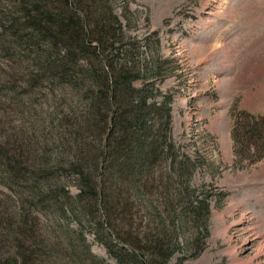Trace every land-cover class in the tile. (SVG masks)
I'll list each match as a JSON object with an SVG mask.
<instances>
[{
  "label": "rangeland",
  "instance_id": "rangeland-1",
  "mask_svg": "<svg viewBox=\"0 0 264 264\" xmlns=\"http://www.w3.org/2000/svg\"><path fill=\"white\" fill-rule=\"evenodd\" d=\"M110 5L125 37L144 43L140 48L142 67L146 65L153 72V65L162 62L157 75L147 82L157 101H166L171 110L172 154L185 157L190 166L178 169L184 173L181 177L169 171L168 159L161 161L154 185L155 200L160 203L155 206L160 212L178 207L170 203L169 192L175 198L184 192L193 203L197 198L208 201V237L204 239L200 232L203 252L187 258L184 264H264V157L253 163L237 160L232 138L235 115L245 112L264 117L257 112L263 106L249 100L264 94L258 76L264 70V0H110ZM4 10L0 5V15ZM125 10L130 16L125 17ZM20 60L0 53L1 149L16 151L18 146L36 167L52 166L58 159L70 160L68 153L60 154L49 143L58 139L60 132L54 134L53 115L68 107L76 109L86 97L66 86L32 87L33 75ZM134 87L141 89L143 80ZM48 113L49 120H44ZM1 159L0 152L4 166ZM6 172L0 169L3 253L9 251L17 264H78L77 258L80 264H116L86 228L80 233L75 218L55 215L50 208L30 214V230L39 246L36 256L23 259L18 247L29 249L33 239H17L7 232L10 222L14 229L22 226L24 211ZM62 182L73 197L77 193L75 181L69 177ZM169 185L173 189L167 193L165 186ZM133 202L135 224L149 226L147 209L154 204L150 207L144 201ZM186 202L180 208L184 209ZM197 227L198 223L189 226L190 234L196 237ZM76 231V241H84L92 261L86 262L74 245L72 232ZM178 258L170 264H176Z\"/></svg>",
  "mask_w": 264,
  "mask_h": 264
},
{
  "label": "trees",
  "instance_id": "trees-1",
  "mask_svg": "<svg viewBox=\"0 0 264 264\" xmlns=\"http://www.w3.org/2000/svg\"><path fill=\"white\" fill-rule=\"evenodd\" d=\"M0 5L5 9L0 15L2 56L10 59L12 54L25 61L33 75L32 87L66 86L86 97L76 109L53 115L54 134L60 132L49 143L60 154L68 153L70 160L36 167L18 146L16 151L0 146V169L7 171L24 211L22 226L14 229L10 222L7 232L17 239H33L30 214L50 208L55 215L75 218L80 233L86 228L116 264H170L177 256L176 264H184L199 256L204 249L200 232L208 237V201L197 198L193 203L184 192L175 198L169 185L165 189L170 203L178 207L160 212L155 206L161 161L168 159L169 171L181 177L184 173L178 169L190 168L185 157L172 154L171 110L166 101H157L147 82L162 62H152L153 72L142 67L144 43L125 37L110 0H0ZM124 14L130 16L128 10ZM141 80L143 87L136 89L134 83ZM64 114L69 116L63 118ZM233 119L235 158L250 163L263 158L264 117L241 112ZM44 120H49V113ZM69 177L76 184L73 197L62 182ZM133 200L154 204L147 209L149 226L135 224ZM179 201H187L184 209ZM191 223H198L197 237L190 234ZM76 234L72 232L74 241ZM74 245L86 262L92 261L83 240ZM38 246L34 238L29 249L20 245L18 252L27 260L37 255ZM3 249L0 245V264H17ZM73 257L77 258L74 252ZM75 261L80 264L78 258Z\"/></svg>",
  "mask_w": 264,
  "mask_h": 264
},
{
  "label": "crops",
  "instance_id": "crops-1",
  "mask_svg": "<svg viewBox=\"0 0 264 264\" xmlns=\"http://www.w3.org/2000/svg\"><path fill=\"white\" fill-rule=\"evenodd\" d=\"M258 76L261 78V80L263 82V85H264V70L261 71V73L258 74ZM261 96H262V98H259V99H256L257 96H255V97L252 96V97H250L249 100L254 99V100L258 101V103L263 106V110L257 111V112L260 113V114H264V94L261 95ZM260 99H262V100H260Z\"/></svg>",
  "mask_w": 264,
  "mask_h": 264
}]
</instances>
